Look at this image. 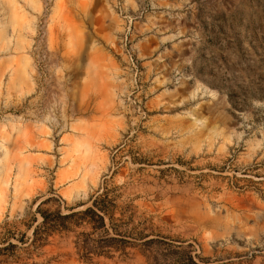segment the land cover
Here are the masks:
<instances>
[{
    "label": "rangeland",
    "instance_id": "obj_1",
    "mask_svg": "<svg viewBox=\"0 0 264 264\" xmlns=\"http://www.w3.org/2000/svg\"><path fill=\"white\" fill-rule=\"evenodd\" d=\"M105 188L200 264H264V0H0V233ZM73 240L55 264H147Z\"/></svg>",
    "mask_w": 264,
    "mask_h": 264
},
{
    "label": "trees",
    "instance_id": "obj_2",
    "mask_svg": "<svg viewBox=\"0 0 264 264\" xmlns=\"http://www.w3.org/2000/svg\"><path fill=\"white\" fill-rule=\"evenodd\" d=\"M118 199L105 188L91 206L70 208L64 213L60 198H47L38 205L36 216L24 225L25 231L5 225L0 233V264H55L47 248L56 238L63 240L70 235H74L76 255L85 263L138 250L147 264H200L192 255L191 245L175 244L135 225L132 217L120 210Z\"/></svg>",
    "mask_w": 264,
    "mask_h": 264
},
{
    "label": "built area",
    "instance_id": "obj_3",
    "mask_svg": "<svg viewBox=\"0 0 264 264\" xmlns=\"http://www.w3.org/2000/svg\"><path fill=\"white\" fill-rule=\"evenodd\" d=\"M130 61L132 62L133 66L136 68V60L133 59V56L129 54Z\"/></svg>",
    "mask_w": 264,
    "mask_h": 264
}]
</instances>
